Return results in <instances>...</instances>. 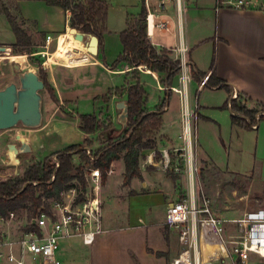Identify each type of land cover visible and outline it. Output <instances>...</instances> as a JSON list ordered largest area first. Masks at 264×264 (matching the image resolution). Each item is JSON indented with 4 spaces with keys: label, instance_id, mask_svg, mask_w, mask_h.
Segmentation results:
<instances>
[{
    "label": "crops",
    "instance_id": "obj_1",
    "mask_svg": "<svg viewBox=\"0 0 264 264\" xmlns=\"http://www.w3.org/2000/svg\"><path fill=\"white\" fill-rule=\"evenodd\" d=\"M15 2L20 8L21 18L24 20V29L32 38L34 48L49 49L55 40H58L60 36L69 31V12H65L59 7L48 6L44 0H15ZM251 2L252 4L248 9L236 10L221 8L217 10L215 1L209 0L204 2V5L202 4V9L209 10L215 22L216 32L213 43L218 78L225 81V84L233 91V94L241 92L248 95L252 99L253 102L251 104L253 105L255 102L264 103V0H251ZM187 12L188 5L181 27H179L175 20V39H158V42H156L154 39L156 38V30L158 29L153 30L152 34H148V36L151 43L158 49L172 50L176 49L179 45L184 47L189 52L194 70L202 72L201 66L207 67V64H204L199 57L195 56V52L191 50L193 47H197L198 44L205 41L206 38L198 36L197 34L192 37L189 36V31H187L186 27ZM4 17V15H0V25L4 24ZM192 18L195 19L196 17L192 14ZM170 25L172 29V24L170 23ZM107 29L108 33L104 35V56L106 62H103V55L99 50L98 41L96 53L88 51L90 61L84 65L76 68H68L62 65L51 66L52 68L48 71V77L50 76L49 78L55 90L58 103L53 101V105L56 108L55 113L48 120L49 124H45V109L42 108V125L32 132H41V130L49 126L54 127L51 124L55 121L65 123L66 121L72 120L78 128V116L84 114L72 109L73 101L68 100L64 96L65 87L72 82L70 77L76 71L83 74L80 83L87 88L99 84L98 80L102 78L105 80V93L92 98L98 104V109H100L93 114L100 116L102 120L110 116L109 118L112 119L114 129L110 133L100 131L95 134H86L79 130V140L73 144H70L71 140L67 137L60 136L56 142V144L60 143L59 148L49 151L48 154L54 153L64 146L81 144L86 139H94L93 145L98 149L107 139L118 136L121 132L119 131L114 135L115 130H119L120 128L118 119L121 113L117 106L120 102L127 101L126 91L121 95H113L109 104L104 103L101 98L108 93L109 89L124 86L127 81L126 79H128L126 75L131 71V68L124 63L118 65L115 69L111 67L117 60V57L123 52L121 41L119 54L115 56L112 53L113 51L111 52V35L113 31L120 34L126 29V24L124 29L119 28V30H113L114 28L107 22ZM161 33L166 34L164 32ZM15 42V36L14 39H5L1 38L0 34V46L9 48ZM38 52L39 54H43V52ZM13 58H20L16 59L20 63L25 62L24 56ZM92 72L95 73L94 77L91 76ZM149 72H151V75L146 72L142 73L140 76L141 84L146 89V86L149 84L143 81V77H152L157 83L156 91L160 94V97L158 103L151 104L148 93L147 109L150 112L154 111L156 106L164 100L161 97L162 93H166V104L162 114V127L156 134V138L158 139L156 141V149L142 151L139 162L141 178H134L128 186H124L126 170L124 159L121 158L112 163L107 180L103 183L99 195L103 205V233L98 237L94 245L86 248V251L80 248V243L72 242L69 244V256L74 261L72 263L76 261V264H170L183 251L184 247L179 240V231L167 224V209L171 203L178 202L179 200L190 197L194 199L196 197L198 198V168H200L198 164L202 165L204 163L203 165L205 166L207 162L213 161H209L205 155L201 154L198 147V124L202 114H200L201 106L199 99L193 97V86L191 85L193 81H190L187 85L188 97L185 107L194 114L192 125L195 129V141L192 149L185 153L186 159L183 161L181 173H174L173 171L164 169L163 153L165 151H172L173 149L185 148V143L182 139L184 132V103L180 97L179 108L177 110L173 109L171 106V97L176 93L169 90H161L160 88L181 87L180 75L174 80L172 86L161 82L162 86L157 78V75L159 77L160 75L152 71ZM206 73H208L207 77L197 88L198 93L204 90L202 86L205 85L210 76V69ZM131 84L134 83L132 82ZM210 90L222 91L224 89L214 88ZM226 95L228 99L227 92ZM167 123L170 126V130L166 134ZM260 124L257 129H253L251 132L256 136L254 143L255 153L260 160L259 177L262 180L264 189V131L263 133L260 131ZM174 129H177L178 134L175 138H172L170 133ZM24 141L28 143L31 149L30 153L25 154L35 156L34 151L39 150V146L41 145L38 138L33 134L28 138H22L19 141V147H21ZM19 152L17 150L16 153L18 162L21 159ZM156 154L158 158H156ZM35 158L41 159L36 156ZM36 162L38 161L36 160ZM115 175H117L116 178L111 179ZM212 210L215 217L221 220H230L223 219L217 211L228 212L230 210L234 211L235 209L226 207L224 210ZM246 213L248 212L242 214L240 218ZM229 226L227 238L235 231L232 225ZM4 230L13 235L11 225L4 227ZM228 248L231 249V246ZM232 261V259L228 258L222 259L220 262H215L214 264H231Z\"/></svg>",
    "mask_w": 264,
    "mask_h": 264
},
{
    "label": "rangeland",
    "instance_id": "obj_2",
    "mask_svg": "<svg viewBox=\"0 0 264 264\" xmlns=\"http://www.w3.org/2000/svg\"><path fill=\"white\" fill-rule=\"evenodd\" d=\"M102 1L107 2L109 5L107 22H109L110 26L114 28L113 30H119V28L124 29L125 24L127 26L128 18L137 17L140 14L141 9L143 8V0ZM206 1L209 0H186V3L188 5V12L186 13V27L187 31H189V36L192 37L193 35L197 34L198 36H203L204 38H206L205 41L198 44L197 47H193L191 50L192 52H195L194 54L196 57H199V59L203 61L204 64H207V67H202L200 65L201 70L204 73H206V71L211 68L213 59L215 57L213 39L216 32L215 22L213 21L212 14H210L211 12H209V10L206 11L202 9V4L204 5V2ZM3 3L9 7L13 15L18 17V12L15 7V0H0V4ZM192 14L196 17L195 19L192 18ZM4 19V24L0 25L1 38L14 39L15 35L11 27L9 26L7 19L5 17ZM168 20L172 24V29L166 34H162L159 30H156V38L154 39L156 42H158V39H175V19L173 16H169ZM115 32L116 31H113L111 35L110 50L111 52L113 51L112 53H114L115 56H117V54H119L120 48V34ZM88 36L89 37L87 38V41H89L90 38L93 37V35ZM57 43L58 40H55L50 45L49 49L34 48V54L32 55V58H30L27 53L15 54L12 48H10V52L15 55H11L10 53H8L9 48H7L8 51L6 53L0 52V90L4 89L11 83L18 84V74L24 73L28 70H34L40 76V69L37 67L38 64H41L44 68L45 73L49 75L48 71H50L49 69H51L52 67L48 66V59L51 54L55 52ZM179 47L180 45L176 47V49H178ZM173 50L175 49H172V51ZM38 51H40V53L43 52V54H39ZM88 51L91 50L89 49ZM18 56H24L25 62L20 63L13 58ZM7 57L9 59H6ZM138 70L140 76L145 72L149 74L151 73L149 72L150 70L145 66H141L140 68H138ZM91 76L94 77L95 73L92 72ZM178 77L179 75H177L174 80ZM70 78L72 79V82L67 85V87H65L66 89L64 90V96L68 100L73 101L72 109L81 114H93L94 112L99 111L100 109H98V104L94 102L92 98L105 93V80L102 78L98 80L99 84L92 85L87 88L80 83L82 81L83 74H81L79 71L73 72ZM157 78L161 83L165 78V75L162 74L160 75V77L157 75ZM143 81H146L149 84L148 86L145 85L149 93V102L151 104L158 103L160 94L156 91V81L150 76L143 77ZM192 81L193 82L191 85L193 86V97L195 99H199L201 106L200 114H202L198 124V147L201 154L205 155L209 159V161H213L207 162L205 166L203 165V162L202 165L198 164V167H200L198 168L199 194H203L208 199H210L212 209L224 210V208L226 207L235 209L234 211L230 210L228 212L217 211L223 219L240 218L245 212L264 209V201L260 199L264 189L263 183L261 182L262 180L259 177L260 160L257 158V155L255 153V134L251 132L252 130H246L232 126L230 110L229 108H223L227 100V95L224 90L212 91L209 88H205V86L203 85L202 88H204V90L201 91V93H198L197 88L200 84L195 79H193ZM41 95L43 98L42 108L45 109V124H47L48 120L55 113L56 107L53 105V100L50 98L45 89L41 92ZM165 95L166 93L163 92L161 97L165 99ZM171 98V106L173 107V109L177 110L179 108L180 95L173 94ZM110 121L112 122V119H108V122ZM51 125H54V127H46L44 130H41V132H32L35 130L25 128L21 124L12 129L0 130V178H13L19 176L27 167L34 164L36 160L42 161L45 158L50 157L51 155H54L57 152L69 147L64 146L60 150L48 154L49 151L59 148L60 143L56 144V142L58 141L60 136H65L69 140H71L70 144L78 142V131L80 129L79 126L78 128L76 127L74 121L69 120L65 123L55 121ZM260 125V131L263 133L264 121H262ZM119 127V130H115L114 135L119 131H123L122 125L119 124ZM169 130L170 126L167 123L165 133ZM194 130V126L192 125L193 136ZM102 132L104 133V131ZM32 134L36 136V138H38L41 144L39 146V150L37 149V151H34V155L37 158L41 159H36L35 156H29L28 154L19 152V157L21 158L20 162L11 164V159H16L17 150L19 151L20 139L28 138ZM177 134V129H174L170 133V136L172 138H175ZM120 135L121 134L114 137H119ZM156 136L157 135H154L152 137L153 141L155 142L158 141ZM90 141L92 142V145H85V149L88 148L94 152L95 150H97V148H95V146L93 145L94 139ZM82 144L84 145V143H81L79 145ZM154 149H156V147H154ZM169 152H171V150ZM86 156L88 157L87 154ZM170 157L172 164H174L175 159L173 158L172 153ZM80 158V155H75L74 160L76 165H80L82 161ZM156 158H158V155H156ZM116 176L117 175L113 176L111 179H115ZM26 223H28L27 213L26 211H20L17 212L16 218L14 219V221H11L9 223V226L11 225L13 234H15L16 231V234H18L20 231H24V228L27 225ZM229 228L230 226L225 224V232L223 233V237L227 236V230ZM72 242H76L77 244L80 243V248L84 251H86V248L91 247L84 246L79 240L60 241V249L58 252V260L60 261V264H76V261L75 263H72L74 261L70 259L69 256L68 247ZM253 261H259V259L257 257H253ZM24 262L25 264H43L41 260L34 258L27 253L24 256ZM3 264L10 263L4 262Z\"/></svg>",
    "mask_w": 264,
    "mask_h": 264
},
{
    "label": "trees",
    "instance_id": "obj_3",
    "mask_svg": "<svg viewBox=\"0 0 264 264\" xmlns=\"http://www.w3.org/2000/svg\"><path fill=\"white\" fill-rule=\"evenodd\" d=\"M44 2L48 6L59 7L65 12H69L71 28L97 37L103 62H106L104 35L108 33L109 5L107 2L102 0H44ZM15 7L19 18L13 15L4 3L0 4V15L6 17L16 38L15 44L9 48H12L15 54L27 53L32 58L34 54L32 38L24 29L20 8L18 5ZM146 14V10L142 8L137 17L128 18L126 29L120 33L123 52L111 67L115 69L124 63L131 68V71L126 75L128 77L126 84L120 88L109 89L108 93L101 98L104 103L109 104L113 95H121L126 91L129 108L127 127L119 137L107 139L101 147L93 152L95 161L92 166L101 170L104 182L107 180L112 163L121 158L124 159L126 168L124 186H128L134 178H141L139 162L142 151L154 149L156 146L152 137L162 127V114L166 104V99H164L154 111L150 112L147 109L148 92L141 84L138 67L145 66L159 75L164 74L165 78L162 82L168 86H172L174 78L182 71L181 61L171 57L172 50L158 49L151 43L146 27ZM8 53L15 55L10 51ZM186 64L191 80L195 79L199 84H202L208 73L194 70L189 52L186 53ZM37 67L40 69V78L44 82L46 92L55 103H58L48 74L45 73L41 64H38ZM132 82L134 84H131ZM204 86L209 89H224L227 92L228 99L223 108L228 109V103H232V109H229L232 125L253 130L254 125H259L264 121V103L255 102L252 105V99L241 92L237 93L236 99H232L233 91L225 84L224 80L217 76L216 56L210 68V76ZM259 114L261 116L257 120ZM78 119L79 129L86 134H95L101 130L110 132L114 128L113 123L108 122L109 117L102 120L96 114H84L79 115ZM83 143L84 145H71L42 161L35 162L19 176L0 178V216L5 217L10 213L26 211L27 218L30 220L36 217L42 208L48 211L49 203L47 201L59 200L64 192L72 188L74 181H78L85 188L84 164L90 165L85 145L91 146L92 142L86 139ZM75 155L81 156L80 165L75 164ZM53 157H56L59 163L58 167L53 161ZM260 199L264 201V191Z\"/></svg>",
    "mask_w": 264,
    "mask_h": 264
},
{
    "label": "built area",
    "instance_id": "obj_4",
    "mask_svg": "<svg viewBox=\"0 0 264 264\" xmlns=\"http://www.w3.org/2000/svg\"><path fill=\"white\" fill-rule=\"evenodd\" d=\"M216 9L231 8L243 10L250 8L251 0H214ZM146 10L148 34L158 29L167 33L171 29L169 16H173L179 27L184 21L186 0H143ZM173 52L182 64L181 87L160 88L180 95L184 103V149H173L163 153V167L175 173L182 172L185 153L192 149L194 136L192 119L194 114L186 109L187 85L191 77L186 64V49L180 46ZM141 67V66H140ZM138 67V68H140ZM196 71V70H195ZM237 98L234 93L232 99ZM232 109V103H228ZM261 115H257V120ZM254 125L253 129H257ZM90 165L84 164L83 188L78 181L61 195L59 200H48L49 208L39 210L36 217L28 220L24 231L11 235L4 230L16 218V212L0 216V264H25L24 256L29 254L43 264H60L58 252L60 241L79 240L84 246H92L103 233V205L99 198L103 186L100 169L93 167V151L86 148ZM171 153L175 159L171 161ZM56 166L59 163L53 157ZM182 164V165H181ZM189 164V161H188ZM167 224L179 231L183 251L170 264H214L222 259H232L231 264H264V209L246 213L242 218L221 220L214 216L210 199L201 195L171 203L167 209ZM225 224L232 225L235 231L223 237ZM231 246V249L228 247ZM257 257L259 261H253Z\"/></svg>",
    "mask_w": 264,
    "mask_h": 264
},
{
    "label": "water",
    "instance_id": "obj_5",
    "mask_svg": "<svg viewBox=\"0 0 264 264\" xmlns=\"http://www.w3.org/2000/svg\"><path fill=\"white\" fill-rule=\"evenodd\" d=\"M69 31L79 38L86 47L93 45L97 37H89L87 34L78 32L70 27ZM8 49L0 46V52L6 53ZM92 53H96L91 50ZM172 59H176V53L173 52ZM19 67V66H17ZM19 83H11L0 90V130L15 128L19 124L28 129H36L42 125V102L41 92L45 89L44 82L34 70H28L18 74ZM121 110L118 122L126 129L129 117V108L127 101L120 102L117 106ZM21 153H30L31 149L27 142H23L19 148ZM262 264V263H259Z\"/></svg>",
    "mask_w": 264,
    "mask_h": 264
},
{
    "label": "bare ground",
    "instance_id": "obj_6",
    "mask_svg": "<svg viewBox=\"0 0 264 264\" xmlns=\"http://www.w3.org/2000/svg\"><path fill=\"white\" fill-rule=\"evenodd\" d=\"M96 48V40L93 41L92 46L86 47L74 33L68 31L58 39L57 48L49 57L48 63L50 67L52 65H62L68 68L80 67L90 61V55L87 53L88 50L90 49L95 52ZM11 161V164L19 163L14 158Z\"/></svg>",
    "mask_w": 264,
    "mask_h": 264
},
{
    "label": "flooded vegetation",
    "instance_id": "obj_7",
    "mask_svg": "<svg viewBox=\"0 0 264 264\" xmlns=\"http://www.w3.org/2000/svg\"><path fill=\"white\" fill-rule=\"evenodd\" d=\"M6 59H9L8 57ZM9 62H14V61H9Z\"/></svg>",
    "mask_w": 264,
    "mask_h": 264
}]
</instances>
